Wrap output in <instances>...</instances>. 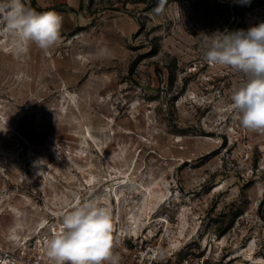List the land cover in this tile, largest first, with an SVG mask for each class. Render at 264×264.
I'll return each mask as SVG.
<instances>
[{"label": "rangeland", "instance_id": "rangeland-1", "mask_svg": "<svg viewBox=\"0 0 264 264\" xmlns=\"http://www.w3.org/2000/svg\"><path fill=\"white\" fill-rule=\"evenodd\" d=\"M22 2L63 24L17 58L0 17V246L49 239L98 201L114 242L133 231L178 261L264 264V132L241 126L244 77L207 64L199 37L264 22V0H168L159 15L158 0Z\"/></svg>", "mask_w": 264, "mask_h": 264}, {"label": "clouds", "instance_id": "clouds-1", "mask_svg": "<svg viewBox=\"0 0 264 264\" xmlns=\"http://www.w3.org/2000/svg\"><path fill=\"white\" fill-rule=\"evenodd\" d=\"M168 0H158L152 14L165 10ZM249 2V0H244ZM0 17L6 24L8 47L17 58L26 56L32 45L48 51L60 40L63 17L54 11L37 12L22 0H0ZM201 56L210 66H223L243 75L231 92V108L241 126L264 132V22L247 30L201 34ZM17 230H22L20 225ZM113 217L100 202H84L62 216L61 227L48 240L50 264H119L114 252ZM0 264H15L8 259Z\"/></svg>", "mask_w": 264, "mask_h": 264}, {"label": "built area", "instance_id": "built-area-1", "mask_svg": "<svg viewBox=\"0 0 264 264\" xmlns=\"http://www.w3.org/2000/svg\"><path fill=\"white\" fill-rule=\"evenodd\" d=\"M48 238L33 244L26 243L16 250L0 246V260L8 259L15 264H50L46 256ZM117 240L121 243L114 252L119 256V264H224L209 253H191L181 260L174 259L175 254L155 243H146V239L134 232L125 234L119 231Z\"/></svg>", "mask_w": 264, "mask_h": 264}, {"label": "bare ground", "instance_id": "bare-ground-1", "mask_svg": "<svg viewBox=\"0 0 264 264\" xmlns=\"http://www.w3.org/2000/svg\"><path fill=\"white\" fill-rule=\"evenodd\" d=\"M153 193H154V192H153ZM148 200H149V199H148ZM147 202H148V201H147ZM133 222H134L133 224H135V225L138 223V221H137L136 219H133ZM137 225H138V224H137ZM259 261H260V260H259ZM257 262H258V261H257ZM260 262H261V261H260Z\"/></svg>", "mask_w": 264, "mask_h": 264}]
</instances>
